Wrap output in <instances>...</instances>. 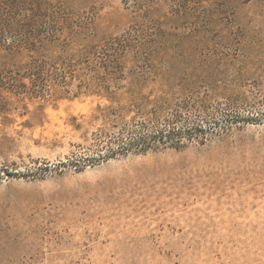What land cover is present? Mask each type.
I'll list each match as a JSON object with an SVG mask.
<instances>
[{
	"label": "rangeland",
	"instance_id": "374dc122",
	"mask_svg": "<svg viewBox=\"0 0 264 264\" xmlns=\"http://www.w3.org/2000/svg\"><path fill=\"white\" fill-rule=\"evenodd\" d=\"M51 4L38 30L59 39L41 54L67 93L24 98L32 58L0 47V264H264V0ZM120 69L205 76L219 113L240 100V117L245 102L263 115L203 144L19 176L85 154L109 102L84 86Z\"/></svg>",
	"mask_w": 264,
	"mask_h": 264
},
{
	"label": "trees",
	"instance_id": "16d2710c",
	"mask_svg": "<svg viewBox=\"0 0 264 264\" xmlns=\"http://www.w3.org/2000/svg\"><path fill=\"white\" fill-rule=\"evenodd\" d=\"M54 13L51 0H0V47L15 56L32 58L23 66L32 87L19 93L38 103L39 108L67 93V90H57L52 81L48 84L47 77L53 71L47 69V56L41 54L47 45L53 47L59 39L56 34H39L38 30L41 22L48 15L54 17ZM95 53L100 54L99 51ZM202 78L206 77L142 72L125 74L123 69L106 72L98 80L101 84L88 82L84 86L86 91L109 102L105 106L98 105L95 110L92 121L99 122V126L86 138L89 143L85 154L53 165L33 161L24 171L18 172L19 176L36 177L66 166L80 172L87 166L129 153H146L160 147L179 149L193 142L203 144L215 133L230 131L240 121L259 120L261 110L257 111L247 102L240 117V100L219 113V107L213 106V90L203 85L196 87ZM125 80L132 88L124 90L107 85ZM148 81H158L161 88L145 92L139 85Z\"/></svg>",
	"mask_w": 264,
	"mask_h": 264
}]
</instances>
